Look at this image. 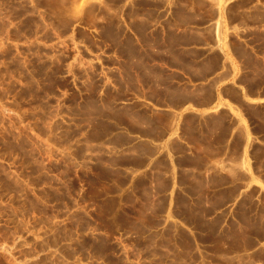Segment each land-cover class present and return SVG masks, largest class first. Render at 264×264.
I'll use <instances>...</instances> for the list:
<instances>
[{
	"label": "rangeland",
	"instance_id": "obj_1",
	"mask_svg": "<svg viewBox=\"0 0 264 264\" xmlns=\"http://www.w3.org/2000/svg\"><path fill=\"white\" fill-rule=\"evenodd\" d=\"M122 1L0 0V264L264 261L259 189L232 209L229 192L154 198L152 175L131 170L146 159L117 149ZM254 158L264 173V149Z\"/></svg>",
	"mask_w": 264,
	"mask_h": 264
},
{
	"label": "crops",
	"instance_id": "obj_2",
	"mask_svg": "<svg viewBox=\"0 0 264 264\" xmlns=\"http://www.w3.org/2000/svg\"><path fill=\"white\" fill-rule=\"evenodd\" d=\"M116 41L126 93L116 110L127 118L117 149L146 159L131 170L152 175V196L229 192L232 209L252 188L263 195L254 152L264 149V0H123ZM185 177L205 194L186 191Z\"/></svg>",
	"mask_w": 264,
	"mask_h": 264
}]
</instances>
